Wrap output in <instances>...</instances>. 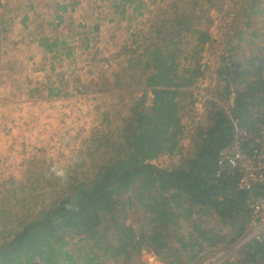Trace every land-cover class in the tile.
<instances>
[{"label": "trees", "instance_id": "16d2710c", "mask_svg": "<svg viewBox=\"0 0 264 264\" xmlns=\"http://www.w3.org/2000/svg\"><path fill=\"white\" fill-rule=\"evenodd\" d=\"M238 1L245 30H251L264 15V0ZM184 21L176 20L189 33ZM192 35L197 44L186 52L190 58L184 55L186 62L192 60L190 66L181 61L182 37L152 47L135 83L143 94L134 98L117 132L97 131L89 153L72 162L61 177L64 184L47 193L40 205H30L38 187L24 194L0 191L5 216L0 223V264H136L141 252L163 264H205L209 248L232 250L247 236L254 216L251 204L264 196V186L241 190L239 173L221 168L219 161L221 152L235 143L247 152L259 147L264 131V55L242 57L237 45L220 55L213 73L222 89L217 99L207 101L205 122L191 136L188 154L166 168L154 163L182 150L187 136L186 89L208 73L200 64V53L212 43L211 36L198 30ZM39 44L47 54L60 48L49 37ZM5 67L0 70L9 74L20 69ZM49 86L51 96L60 94ZM117 87L125 85L118 80ZM49 185L54 188L56 182ZM15 212L21 214L16 217ZM204 217L224 229L201 226L198 221ZM183 222L193 227L188 236ZM74 237L84 243L77 255L68 248ZM220 264H264V241L245 242Z\"/></svg>", "mask_w": 264, "mask_h": 264}, {"label": "rangeland", "instance_id": "374dc122", "mask_svg": "<svg viewBox=\"0 0 264 264\" xmlns=\"http://www.w3.org/2000/svg\"><path fill=\"white\" fill-rule=\"evenodd\" d=\"M17 1H24L23 12L29 9L27 2L34 1L37 5L33 20L15 23L9 36L3 35L4 44L0 48V67L10 64L20 68L14 74L0 70V100L10 104L0 106V124L4 125L0 128V143L8 147L11 143L8 138L12 136L16 146L13 152L0 154V191L26 193L38 187L30 199L34 207L46 199L47 193L64 184L63 173L81 153H89L87 149L97 131L117 132L121 120L129 115L134 98L143 94L135 83L146 55L152 47L171 41L176 31L180 35L173 41L182 37L185 53L181 61L185 66L192 64L191 59L186 62L184 55L190 58L186 52L190 49L192 52L196 43L194 31L209 33L212 43L200 53V64L208 69L206 78L186 89L187 136L182 150L154 161L162 168L188 154L191 136L205 122L207 101L217 99L214 96L222 86L219 87L213 72L220 63V55L233 45L246 58L256 53L264 55V15L255 21L253 29L245 30L238 0ZM176 20H185L182 23L190 26L189 33L180 29ZM190 20L191 25L187 23ZM254 31L259 33L256 38L252 36ZM44 37L58 41V53H46L39 44ZM1 41L2 38L0 46ZM61 79L64 82H59ZM118 80L125 87L118 88ZM50 83L63 95L51 96ZM129 83L133 85L130 88L126 86ZM87 162L90 166V160ZM50 182H56V187H51ZM18 214L15 212L16 217ZM4 219L0 209V223ZM198 224L208 229H224L211 217H204ZM183 226L188 236L193 227L184 222ZM83 245L79 237H74L68 248L77 255ZM230 251L224 246L209 248L204 253L208 257L205 264H218ZM136 264L163 263L152 254L141 252Z\"/></svg>", "mask_w": 264, "mask_h": 264}, {"label": "built area", "instance_id": "2783aa9c", "mask_svg": "<svg viewBox=\"0 0 264 264\" xmlns=\"http://www.w3.org/2000/svg\"><path fill=\"white\" fill-rule=\"evenodd\" d=\"M259 147L247 152L239 143L224 149L220 154L219 165L237 171L240 175L239 188L252 189L255 185L264 186V131L259 139ZM254 216L250 225V232L230 253L218 264L225 261L245 242L250 240L264 241V196L255 199L252 204Z\"/></svg>", "mask_w": 264, "mask_h": 264}, {"label": "crops", "instance_id": "0c3cea01", "mask_svg": "<svg viewBox=\"0 0 264 264\" xmlns=\"http://www.w3.org/2000/svg\"><path fill=\"white\" fill-rule=\"evenodd\" d=\"M23 2L21 3L17 0H0V38H2V41H1L2 44L0 46L1 49H2L3 44H4V40H3L4 36L3 35L8 33L7 36H9L10 30L13 29V26L15 25V23L25 24V23H29L33 20L32 14L35 13V9H36L37 4L34 1H30L29 3L27 2L26 6L28 4H30L29 9H28V11L23 12L24 6H25V4ZM43 17H45V16H43ZM1 52H3V50ZM1 66H3V65H1ZM68 90L71 91V88H69ZM46 94L48 96V90H46ZM62 95H63V91L62 92L60 91V94L58 96H62ZM0 102H1L0 106H8V105L10 106L9 103L3 102L1 100H0ZM4 118H5V116H4ZM0 121H1V118H0ZM5 122H6V120H5ZM2 127H4V125L0 124V128H2ZM8 139L11 141V143L8 147L5 148L0 143V154H4V156L7 153H10L11 151L13 152L14 151L13 149L16 148V146L13 144V141H14L13 137L11 136ZM1 140L2 139L0 138V142H1ZM0 158H2L1 155H0Z\"/></svg>", "mask_w": 264, "mask_h": 264}, {"label": "clouds", "instance_id": "9594fccd", "mask_svg": "<svg viewBox=\"0 0 264 264\" xmlns=\"http://www.w3.org/2000/svg\"><path fill=\"white\" fill-rule=\"evenodd\" d=\"M54 171H55V169H54ZM58 175H61L62 173H57Z\"/></svg>", "mask_w": 264, "mask_h": 264}]
</instances>
